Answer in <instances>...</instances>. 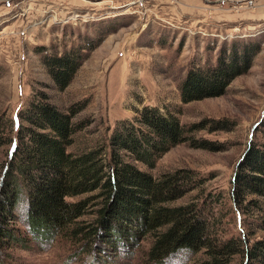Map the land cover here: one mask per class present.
<instances>
[{"label": "rangeland", "instance_id": "1", "mask_svg": "<svg viewBox=\"0 0 264 264\" xmlns=\"http://www.w3.org/2000/svg\"><path fill=\"white\" fill-rule=\"evenodd\" d=\"M245 47L258 50L252 67L223 96L183 103L180 87L192 69L215 66L221 55L229 58L231 50ZM69 53L83 62L71 85L60 91L44 59ZM40 92L63 112L78 109L74 123L84 126L69 148L78 155L108 145L115 130L134 122L145 107L172 113L190 129L204 124L188 137L209 141L213 150L183 143L155 168L137 163L138 168L155 179L184 173L188 193L172 206H195L216 224L218 239L264 238V198H248L261 202L262 209L247 210L246 203L243 210L232 199L239 161L252 142H264V0H0V118L13 144L19 128L30 127L25 111ZM11 145L0 147V172ZM22 188L11 225L21 240L0 248V264H151L147 255L154 238L143 237L137 216L124 225V240L116 234L123 224L100 230V191L72 198H92L76 238L26 232L17 222L29 214ZM205 259L204 252L180 251L162 264ZM242 263L237 256L230 264Z\"/></svg>", "mask_w": 264, "mask_h": 264}, {"label": "trees", "instance_id": "2", "mask_svg": "<svg viewBox=\"0 0 264 264\" xmlns=\"http://www.w3.org/2000/svg\"><path fill=\"white\" fill-rule=\"evenodd\" d=\"M257 53L256 48H234L229 58L221 55L215 66L192 69L180 87L183 103L223 96L235 79L249 72ZM82 62L83 58L76 53L44 59L60 91L71 85ZM25 113L30 127L19 128L16 144L14 139H8L0 118V147L12 143L0 172V248L21 240L11 225L15 223L14 208L19 204L23 186L30 200L32 228L38 234L51 231L82 236L79 220L92 198L77 202L72 198L100 191V230L109 232L111 223L123 224L116 234L124 240V225L137 216L146 230L143 237L152 234L154 238L147 255L151 264H162L180 251L204 252L203 264H230L237 256L243 258L242 264H264V238L254 242L250 236L220 240L216 224L200 215L195 206H172L188 193L184 173L155 179L137 166L141 163L155 168L158 159L183 143L213 150L209 141L188 137L204 124L190 129L172 113L145 107L134 122H126L115 130L108 145L78 155L69 151L75 134L84 126L74 123L77 108L63 112L49 101L47 94L40 92ZM193 189L190 186V191ZM253 196L264 198V142L257 141L251 143L239 161L232 191L233 202L243 210L244 203L246 210L262 209L258 200H248ZM96 234L87 239L92 241ZM98 239L99 236L96 242Z\"/></svg>", "mask_w": 264, "mask_h": 264}, {"label": "clouds", "instance_id": "3", "mask_svg": "<svg viewBox=\"0 0 264 264\" xmlns=\"http://www.w3.org/2000/svg\"><path fill=\"white\" fill-rule=\"evenodd\" d=\"M18 224L22 225L23 229L26 232H31L32 230V224H31V208H30V200H29V214L28 217L26 219H19L17 220ZM101 235H103V232L101 231L100 233Z\"/></svg>", "mask_w": 264, "mask_h": 264}]
</instances>
